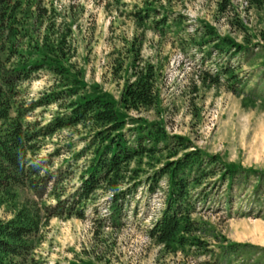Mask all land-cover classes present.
Returning a JSON list of instances; mask_svg holds the SVG:
<instances>
[{
  "label": "rangeland",
  "instance_id": "rangeland-1",
  "mask_svg": "<svg viewBox=\"0 0 264 264\" xmlns=\"http://www.w3.org/2000/svg\"><path fill=\"white\" fill-rule=\"evenodd\" d=\"M42 7L52 12L58 28L71 29L70 64L89 87L98 85L120 101L125 85L136 79L134 64L153 66L157 104L129 115L161 124L169 136L187 139L192 148L170 160L164 152L131 163L133 173L121 187L130 194L118 217L112 215V195L98 191L85 205L84 220L47 222L34 252L38 264H264V8L246 0H43ZM146 8L157 13L142 28L133 15ZM164 20L165 25L156 26ZM206 26L216 42L203 46ZM39 35L42 30L34 37ZM224 38L244 50L232 58L214 51ZM227 65L236 68L241 82L233 87L236 92L225 78L218 85L203 80V72L215 75ZM54 85L51 74L40 72L18 86L17 100L31 109ZM57 112L55 105L35 109L26 122L43 126ZM90 135L89 128L79 126L41 142L34 160L50 164V173H64L58 187L64 198L80 187L92 159ZM190 151L201 152L204 161L218 156L243 171L231 180L205 178L191 188L199 200L191 219L201 249L172 252L149 238L165 209L168 188L161 179L150 194L149 179ZM35 200L30 191L18 190L15 203L0 204V222Z\"/></svg>",
  "mask_w": 264,
  "mask_h": 264
},
{
  "label": "trees",
  "instance_id": "trees-1",
  "mask_svg": "<svg viewBox=\"0 0 264 264\" xmlns=\"http://www.w3.org/2000/svg\"><path fill=\"white\" fill-rule=\"evenodd\" d=\"M246 1L255 8H264V0ZM42 2L0 0V204L3 200L15 203L18 190L30 191L36 198L15 211L11 220L0 222V264H38L34 252L40 243L42 227L54 218L84 220L85 205L98 191L112 195V215L118 217L123 201L130 194L121 187L127 174L133 173L129 169L131 163L154 159L164 152L169 153L170 160L192 148L187 139L169 136L161 124H149L129 115L157 104L153 66L134 64L136 79L125 85L120 101L98 85L89 87L81 79L82 72L70 64L71 29L62 31ZM153 13L157 12L146 8L133 16L143 28ZM165 22L155 24L159 27ZM205 29L207 39L203 46L216 42L212 41L213 29L207 26ZM37 30H42L43 36L36 39ZM212 49L232 58L244 47L224 38L218 39ZM40 72L55 78L54 89L34 107L26 109L17 100L18 86ZM203 75V80L213 85L225 78L232 89L241 86L236 68L230 65L221 66L215 75L208 72ZM53 105L58 112L47 124L26 122L33 110ZM79 126L91 131L92 159L81 177L80 187L64 198L58 192L64 173L61 170L50 173V164L34 159L43 140ZM201 154L187 152L176 161L165 163L149 179L150 194L156 192L161 179H166L168 185L165 209L149 231V238L172 252L189 246L201 249L200 240L193 237L195 222L191 215L199 200L192 197L191 188L201 186L205 178L220 175L223 181L231 180L243 171L241 167L223 163L218 156H208L204 161ZM45 198H52L55 203L48 205Z\"/></svg>",
  "mask_w": 264,
  "mask_h": 264
}]
</instances>
